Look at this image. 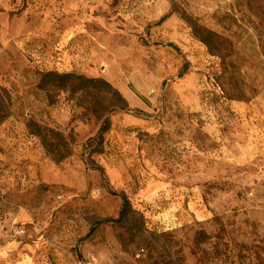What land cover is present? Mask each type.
I'll use <instances>...</instances> for the list:
<instances>
[{
  "label": "rangeland",
  "instance_id": "1",
  "mask_svg": "<svg viewBox=\"0 0 264 264\" xmlns=\"http://www.w3.org/2000/svg\"><path fill=\"white\" fill-rule=\"evenodd\" d=\"M0 264H264V0H0Z\"/></svg>",
  "mask_w": 264,
  "mask_h": 264
},
{
  "label": "trees",
  "instance_id": "2",
  "mask_svg": "<svg viewBox=\"0 0 264 264\" xmlns=\"http://www.w3.org/2000/svg\"><path fill=\"white\" fill-rule=\"evenodd\" d=\"M59 78H64L66 79H74V81L76 82V88L77 90H80L82 92H88V90H91L93 92H107L110 90V84L105 81L104 79H100V78H82L80 76H76L73 74H63V75H59ZM109 129V120L108 118H104L102 121V124L97 132V134L88 139L86 141V143L84 144V149L86 150L88 147H90L91 145H94V147H92V149H90L89 151H96V152H100L99 150V146L102 143V137H103V133H105L107 130ZM39 136H41V134H38ZM42 141L45 143V139L43 136H41ZM45 147L48 148L49 150V144L45 143ZM86 150V152H89ZM85 152V151H84ZM98 171L100 172V175L103 176V170L100 167H97ZM114 194V193H113ZM122 203H121V207L119 209L118 212V216L116 218H105L102 221H100L101 223L103 222H119L120 220H122L126 215H127V208H128V200L124 195H120Z\"/></svg>",
  "mask_w": 264,
  "mask_h": 264
}]
</instances>
